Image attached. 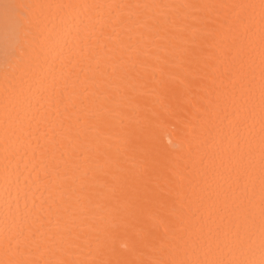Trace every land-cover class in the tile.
Returning a JSON list of instances; mask_svg holds the SVG:
<instances>
[{"label":"snow or ice","instance_id":"1","mask_svg":"<svg viewBox=\"0 0 264 264\" xmlns=\"http://www.w3.org/2000/svg\"><path fill=\"white\" fill-rule=\"evenodd\" d=\"M0 9V264H264V0Z\"/></svg>","mask_w":264,"mask_h":264},{"label":"bare ground","instance_id":"2","mask_svg":"<svg viewBox=\"0 0 264 264\" xmlns=\"http://www.w3.org/2000/svg\"><path fill=\"white\" fill-rule=\"evenodd\" d=\"M16 0H0V5L4 3H15ZM10 27L5 24L3 11L0 9V53H2L6 42L9 39Z\"/></svg>","mask_w":264,"mask_h":264}]
</instances>
